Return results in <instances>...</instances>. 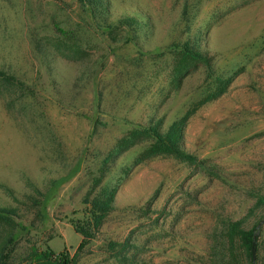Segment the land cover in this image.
Returning a JSON list of instances; mask_svg holds the SVG:
<instances>
[{"label": "rangeland", "instance_id": "rangeland-1", "mask_svg": "<svg viewBox=\"0 0 264 264\" xmlns=\"http://www.w3.org/2000/svg\"><path fill=\"white\" fill-rule=\"evenodd\" d=\"M101 3L0 0V264L245 262L224 227L264 219V0Z\"/></svg>", "mask_w": 264, "mask_h": 264}, {"label": "trees", "instance_id": "trees-1", "mask_svg": "<svg viewBox=\"0 0 264 264\" xmlns=\"http://www.w3.org/2000/svg\"><path fill=\"white\" fill-rule=\"evenodd\" d=\"M100 6L101 8H103V3H101V0ZM136 22L137 21L135 19H130L129 17L125 19H119V25H124L130 28L137 25ZM179 48L180 52L184 55L185 58H191L205 64H209L210 62L209 57L201 51L202 49L200 46V41H195L193 43L190 40L186 43L181 44ZM0 80L10 82V80L14 79L8 77L6 73L0 71ZM145 132L147 136L154 141V149L157 153L173 155L183 162L197 164V158L192 153L187 151L185 147V136L181 128H171L168 131H165L161 127L160 122H154ZM99 208L100 211L104 212L103 217L111 211V207L109 204H104ZM2 212L3 211L0 210V217H3L1 214ZM100 222L101 220L98 221L97 225H99ZM224 228L225 241L227 242V248L230 250V255L232 256L235 252L238 253V249H241L243 255L246 256V259L245 262L240 260L241 263L239 264H254L252 258V245L256 228L250 230L245 229L242 220L229 223L225 225ZM78 233H80L83 237L77 249V253L79 254L88 246L89 242L93 239V235L91 231H78ZM56 264H71V262L61 257L59 263L57 262Z\"/></svg>", "mask_w": 264, "mask_h": 264}, {"label": "water", "instance_id": "water-1", "mask_svg": "<svg viewBox=\"0 0 264 264\" xmlns=\"http://www.w3.org/2000/svg\"><path fill=\"white\" fill-rule=\"evenodd\" d=\"M264 226V219L258 224L254 239H253V245H252V258H253V263L257 264V244H258V239L260 238L261 235V230L262 227Z\"/></svg>", "mask_w": 264, "mask_h": 264}]
</instances>
